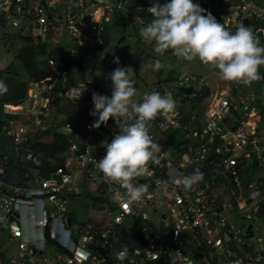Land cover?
Listing matches in <instances>:
<instances>
[{"label": "built area", "instance_id": "obj_1", "mask_svg": "<svg viewBox=\"0 0 264 264\" xmlns=\"http://www.w3.org/2000/svg\"><path fill=\"white\" fill-rule=\"evenodd\" d=\"M154 2L0 0L1 27L19 28L20 34L36 42L56 41L47 46L43 74L33 84L37 87L27 89L25 115L43 126L61 98L85 104V118L67 123L75 134L59 159L33 150L26 128L5 131L18 152L0 145V229L6 228L18 249L9 264H117L112 256L122 247L129 248L123 264L264 263V238L255 235L258 226L253 224L264 214V135L256 136L249 123L259 111L254 92L243 84L222 80L215 69L206 73L182 68L175 88L157 81L142 93L138 100L153 90L171 93L177 107L149 129L162 150L149 164L147 175L134 181L147 186L140 202L129 204L123 198L125 190L106 183L93 164L106 154L101 142H111L119 129L114 119L99 129L90 127L96 119L89 114L94 107L92 93L101 94V89L87 72L67 84L71 53L79 46H104L110 38L105 22L119 7L145 26L153 19L147 10ZM194 2L232 32L244 24L264 38V0ZM63 31L74 47L59 43ZM258 82L264 85V78ZM84 86L87 90L79 98ZM191 102L195 108L188 107ZM194 169L203 178L186 189L181 180ZM247 171L250 177L245 176ZM80 179L94 181L104 192L97 202L105 204L100 216L107 218L106 227L67 221L64 190ZM117 194L119 203L112 200ZM242 211L250 220L244 229L233 222ZM126 218L136 230L124 227ZM120 237L124 242H117ZM49 247L54 251L48 252ZM207 247L219 252L217 262L210 260Z\"/></svg>", "mask_w": 264, "mask_h": 264}, {"label": "clouds", "instance_id": "obj_2", "mask_svg": "<svg viewBox=\"0 0 264 264\" xmlns=\"http://www.w3.org/2000/svg\"><path fill=\"white\" fill-rule=\"evenodd\" d=\"M153 19L139 29L140 37L146 42H154V51L163 55L166 51L182 61L199 60L203 65L218 71L226 82L250 86L261 80V67H264V44L253 30L240 24L235 32L218 22L211 11L203 8L194 0H166L161 4L155 0L148 8ZM119 64V57L113 61ZM164 65L157 59L149 65L159 71ZM131 66L115 68L108 74L111 80L112 94L102 95L93 91L94 107L90 115L95 117L90 126L99 129L114 119L118 132L111 142L102 141L106 154L99 160H93L94 166L101 172L105 182L116 184L125 190L123 198L129 204L140 202L147 191L144 184L134 181L147 175L150 163L157 161L162 145L151 136L149 129L158 118L167 117L177 107V101L171 93L159 91L145 93L141 100ZM92 80L89 79L88 84ZM87 84V85H88ZM7 90L5 82L0 81V93ZM87 86L82 87L79 98ZM198 169L181 180L187 189L202 180ZM112 200L119 203L121 195ZM129 253L128 247L118 249L112 256L117 264H123Z\"/></svg>", "mask_w": 264, "mask_h": 264}, {"label": "rangeland", "instance_id": "obj_3", "mask_svg": "<svg viewBox=\"0 0 264 264\" xmlns=\"http://www.w3.org/2000/svg\"><path fill=\"white\" fill-rule=\"evenodd\" d=\"M109 27L110 38L109 41L102 47L93 46L86 48L85 46H79L76 48L75 53H71L72 59L69 64V71L73 72L75 76H78L81 72H87L91 75L92 80L100 87L102 95L112 94V82L108 79V74L115 68L122 66H131L135 74L133 80L135 81V87L139 93L136 99H139L144 91H146L153 83L157 81H165L171 88H175L177 84V78L179 77L182 68L190 69L194 72H210L212 68L203 65L198 59L189 61L179 60L171 50L166 51L162 56L158 55L154 49L156 47L154 42H146L139 35V29L143 27L135 16H131L129 12L122 7H119L110 15V20L107 22ZM57 40L67 45L68 48L74 47V41L66 34L65 31L57 37ZM264 44V38L260 40ZM23 34L19 33V28L5 29L0 26V72L4 75L10 67L9 72L18 74L19 77L26 78L25 69L18 56L19 50L27 45ZM30 43L38 46L39 44L33 41ZM56 41H50L48 44H55ZM47 44V41L45 43ZM46 54H39L38 59H45ZM119 57V64L114 63V59ZM161 60L164 65L159 71H154L149 67L155 60ZM264 72V67H261ZM93 71H97L93 74ZM32 87L36 88L37 85ZM252 90L255 93V104L257 109L264 108V85H259L258 82H253ZM216 101V99H215ZM66 106L67 110H76L79 113L84 112V104L80 101L77 103H66L65 99H61L59 103L52 107V112L47 120V125H56L61 127L65 120H69L72 115H69L68 111L62 109L61 106ZM7 108H11L6 106ZM189 108H195L196 104L191 102L188 104ZM264 126V122H261ZM264 130V129H263ZM255 135H264V131H255ZM250 177L249 171L245 176ZM89 183V182H88ZM86 182L76 185V189L80 191V194H76L69 202L67 207L71 216H77L79 221H84L89 214V207L93 206L94 209L104 207V203L95 202V196L104 194L103 191L96 189L93 186L86 185ZM219 185V184H218ZM242 185H246V181L243 177ZM222 190L225 189L224 183H222ZM228 196V194H226ZM245 214L242 211L239 217L234 219L236 225H240L243 229L249 225L250 220L243 217ZM254 226H258L255 229V235L261 234L264 238L263 226L264 215L262 214L257 219L253 220ZM264 248V244L262 245ZM52 247L48 248V252H53ZM3 253V257H2ZM18 250L16 245L10 243L6 238V231L0 232V264H9V258L13 254H17ZM211 259L216 260L215 255L210 252ZM264 258V254L262 255ZM264 264V263H263Z\"/></svg>", "mask_w": 264, "mask_h": 264}, {"label": "crops", "instance_id": "obj_4", "mask_svg": "<svg viewBox=\"0 0 264 264\" xmlns=\"http://www.w3.org/2000/svg\"><path fill=\"white\" fill-rule=\"evenodd\" d=\"M107 22L108 21L105 22L106 25H107ZM24 37H25L26 41L36 42V41H34L33 39H31L30 37H28L26 35H24ZM259 39L261 40L263 38H259ZM36 43L42 45L43 43H45V41L44 42H36ZM48 45H49L48 42H47L46 45L43 44V48L45 50V52L43 54L47 55V53H48L47 46ZM43 61H44V59L42 60V74H43V71H44ZM67 76H68L67 84L73 83L79 77V75L75 76L74 73L70 72V71L67 74ZM19 78H22V77H19ZM40 78H41V76H39L37 79H35L34 77L27 78V76H26V78H22V79H27V87H26L25 93L20 98L19 102L16 103V104L12 103V102H2V103H0V145H2L5 148H7V150H13L14 153L17 154L18 152L15 150L14 143L11 141L10 138L6 137L4 134H5V131H7L8 129L12 130V131H15L19 126H21V127L26 128L24 134L26 135L27 140L31 143V148L33 150H35V151H37V152H39V153H41V154H43L45 156H50L51 158L59 159L60 155L62 154V152H63V150H64V148L66 146V143H67L68 139L71 138L75 134V130H68L67 129V123L68 122H72V121H74L76 119H82V118L84 119L85 118V109H84L83 113H79L76 110V107H75V110H67L66 106L62 105L61 108H60V111H62V109H64L65 111H68L69 113H71L69 115H72L71 111H74V114L71 116V118L69 120H65L62 123L61 127H58L56 125H52V126L47 125L46 122H47L48 118L50 117L51 113L45 119L43 126L35 124L34 121L32 120V117L25 115L23 106H24L25 101H26L25 98H26L27 89L29 87H31L32 84H34V82L38 81ZM0 81H3V74L2 73H0ZM252 85H253V83L250 86H245V85H243V86L245 88H247V89L252 90V88H251ZM259 85L262 86L261 83H259ZM254 95H255V93H254ZM61 99H63V98H61ZM255 99H256V96H255V98L253 100L254 103H255ZM59 101L57 103H55L53 106L57 105L59 103ZM65 102L66 103H68V102L77 103L79 101H72V100L65 99ZM80 102L83 103L82 101H80ZM263 103H264V99H263ZM6 106L11 107V108H7ZM84 107H85V104H84ZM258 111H259V114L253 120V122L252 123L249 122L252 126L255 127L254 130L255 131L257 130V132L258 131H264L263 130L264 126L261 124V122H264V108L262 110L258 109ZM51 112H52V109H51ZM57 132H62L64 134L65 140H64L63 146L60 149H57L56 151H54L53 154L52 153L51 154L45 153L43 150H39L40 149L39 148V144L40 143H46V144L52 143ZM84 182H86V183L89 182L86 185H90V186H93L96 189H98V187L96 186L94 181L80 179V180L76 181L75 183H73L72 185H70L68 188H66L64 190V194L67 197L66 202H65L67 221L68 222L71 221V223L87 222V223H89V224H91L93 226L99 227V228L100 227L101 228L102 227H106L107 218L105 216H100V214L103 213V210H102L101 207H99L96 210V209L93 208V206H90L89 207V214L86 216L84 221H79L77 219V216H75V215L71 216V214L68 212L69 209L67 207V203L76 194H80V191H78L76 189V185L82 184ZM98 196H95V199H94L95 202H97ZM68 218H69V220H68ZM123 225L130 232L136 230L135 225L131 224L128 218H126L125 223ZM3 231H6V238H8L10 243H13L14 245H16V249H17V244H16L15 239H10V236H9L6 228L0 229V232H3ZM263 234H264V231H263ZM117 242H119V243L124 242V238L120 237ZM196 243H197V241H196ZM210 252H212L215 255L216 260L211 259V257L209 256ZM206 253L208 254V257L210 258V260H212L213 262H217L218 259L220 258L219 252L217 250L213 249V248L207 247L206 248ZM2 257H3V253H2ZM198 263L200 264V260L198 261Z\"/></svg>", "mask_w": 264, "mask_h": 264}, {"label": "trees", "instance_id": "obj_5", "mask_svg": "<svg viewBox=\"0 0 264 264\" xmlns=\"http://www.w3.org/2000/svg\"><path fill=\"white\" fill-rule=\"evenodd\" d=\"M44 52L45 50L43 48V44L35 46L29 41L26 46L19 50L18 56L25 69L27 78L34 77L37 79L39 76H42V60L38 59V55ZM9 70L10 67H8L6 73L3 75V82L6 83L7 90L0 93V103L12 102L16 104L26 91L27 79L19 78L17 73H11ZM64 140V134L62 132H57L53 142L50 144L40 143L39 150H43L45 153L53 154L54 151L63 146Z\"/></svg>", "mask_w": 264, "mask_h": 264}, {"label": "water", "instance_id": "obj_6", "mask_svg": "<svg viewBox=\"0 0 264 264\" xmlns=\"http://www.w3.org/2000/svg\"><path fill=\"white\" fill-rule=\"evenodd\" d=\"M15 214H16V212H15ZM68 220H69V218H68Z\"/></svg>", "mask_w": 264, "mask_h": 264}]
</instances>
